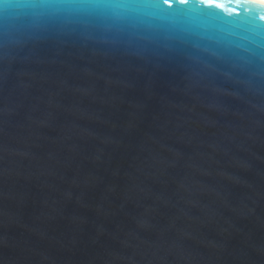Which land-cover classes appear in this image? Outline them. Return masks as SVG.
<instances>
[{
	"label": "water",
	"instance_id": "1",
	"mask_svg": "<svg viewBox=\"0 0 264 264\" xmlns=\"http://www.w3.org/2000/svg\"><path fill=\"white\" fill-rule=\"evenodd\" d=\"M9 2L0 264H264V27Z\"/></svg>",
	"mask_w": 264,
	"mask_h": 264
},
{
	"label": "snow or ice",
	"instance_id": "2",
	"mask_svg": "<svg viewBox=\"0 0 264 264\" xmlns=\"http://www.w3.org/2000/svg\"><path fill=\"white\" fill-rule=\"evenodd\" d=\"M254 2L255 0H149L151 5L167 6L169 9L175 7L199 13H211L219 10V14L225 17L229 23H239L245 28L253 25L264 27L258 23L256 9L249 8L247 12L245 11L248 5ZM259 3L264 7V0H259ZM11 6L9 0H0V8L7 9ZM259 20H264V16H260Z\"/></svg>",
	"mask_w": 264,
	"mask_h": 264
},
{
	"label": "clouds",
	"instance_id": "3",
	"mask_svg": "<svg viewBox=\"0 0 264 264\" xmlns=\"http://www.w3.org/2000/svg\"><path fill=\"white\" fill-rule=\"evenodd\" d=\"M100 6L106 7V8H121V9L132 8V9H137V10H145L151 7L149 3L130 4L127 2H123V0H117V2L115 3H107V4L100 5Z\"/></svg>",
	"mask_w": 264,
	"mask_h": 264
}]
</instances>
